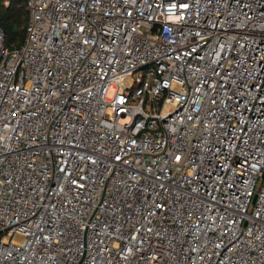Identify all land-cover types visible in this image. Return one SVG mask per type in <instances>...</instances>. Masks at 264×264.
<instances>
[{
  "label": "built area",
  "instance_id": "built-area-1",
  "mask_svg": "<svg viewBox=\"0 0 264 264\" xmlns=\"http://www.w3.org/2000/svg\"><path fill=\"white\" fill-rule=\"evenodd\" d=\"M24 8L0 264H264V0Z\"/></svg>",
  "mask_w": 264,
  "mask_h": 264
},
{
  "label": "trees",
  "instance_id": "trees-1",
  "mask_svg": "<svg viewBox=\"0 0 264 264\" xmlns=\"http://www.w3.org/2000/svg\"><path fill=\"white\" fill-rule=\"evenodd\" d=\"M25 0H0V30L4 46L18 48L25 37L27 15Z\"/></svg>",
  "mask_w": 264,
  "mask_h": 264
},
{
  "label": "rangeland",
  "instance_id": "rangeland-1",
  "mask_svg": "<svg viewBox=\"0 0 264 264\" xmlns=\"http://www.w3.org/2000/svg\"><path fill=\"white\" fill-rule=\"evenodd\" d=\"M113 91L112 90H108L107 94H106V99H109L112 96ZM126 122V120H121L120 123H124ZM3 235V234H2Z\"/></svg>",
  "mask_w": 264,
  "mask_h": 264
}]
</instances>
